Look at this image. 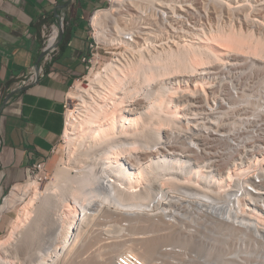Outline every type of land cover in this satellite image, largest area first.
Returning a JSON list of instances; mask_svg holds the SVG:
<instances>
[{
  "label": "bare ground",
  "instance_id": "6f19581e",
  "mask_svg": "<svg viewBox=\"0 0 264 264\" xmlns=\"http://www.w3.org/2000/svg\"><path fill=\"white\" fill-rule=\"evenodd\" d=\"M124 1L113 0L111 9H97L91 21L98 29L99 42H107L104 25L113 23L120 34L108 38L110 42L125 43L137 55L124 56L125 52L106 63L102 70L92 68L91 84L77 88L83 104L79 113L70 111L66 138L72 144L77 136L87 138L86 143L82 141L88 145V152L83 154L87 157L81 155L83 159L79 160L76 156L79 161L76 158L75 163L59 164L55 181L44 191L39 182L32 184V189L28 186L32 191L30 200L23 205L10 234L0 237V264H76L73 253L66 251L70 245L76 251L93 245L92 236L97 233L92 235L95 219L119 222L133 215L136 219L162 218L167 223H156V227L161 225L151 231L145 227L149 224L143 223L144 230L153 232L145 231L147 236L135 231L128 236L113 235L97 247L100 250L96 256L104 258V262L87 264H115L116 256L123 251L136 253L147 264H161V244L165 241L194 251L201 261L198 264H264V214L252 208V218H240L237 206L230 211L218 203L203 201L204 210L200 212V200L189 195L196 194L194 187L203 185L211 195L225 198L209 187L213 182L209 174L194 165L195 160L171 157L162 150L150 151L165 137V129L177 127L181 100L189 101L191 93L204 87L207 77L199 76L198 69H207L235 52L249 56L250 69L264 66V36L253 30L237 29L232 23L224 24L230 27L225 26L229 31H223L219 29L224 27L220 23L215 25L217 31L207 32L213 27L204 26L202 32L186 37L176 47L146 50L132 46L124 38L123 32H129L122 28L124 25L120 27V4ZM211 1L216 12L224 6L234 8L227 0ZM249 2L242 3L249 26L257 22L264 26L263 20L253 17L254 6ZM176 76H182L184 81L168 80ZM75 94L70 92V96ZM140 98L144 99L141 103L137 102ZM177 172H181L180 178L174 176ZM162 174L173 176L163 179L160 191L152 190L155 179L159 180ZM22 186L18 185L4 198L1 212L10 209ZM159 193L161 199L157 198ZM246 201V197L241 198V205ZM188 223L193 227L188 228ZM171 224H180V238L174 239ZM184 229L201 232L202 238L187 236ZM168 254V259L175 257L181 263V254Z\"/></svg>",
  "mask_w": 264,
  "mask_h": 264
},
{
  "label": "built area",
  "instance_id": "2783aa9c",
  "mask_svg": "<svg viewBox=\"0 0 264 264\" xmlns=\"http://www.w3.org/2000/svg\"><path fill=\"white\" fill-rule=\"evenodd\" d=\"M159 1L162 2L157 5L150 3L143 14L140 11L144 16L139 24L123 26L124 29H129V32H122L125 40L132 43V46H140L146 50L176 47L183 44L186 37L191 38L202 32L204 26L214 27L220 24H215L210 17L213 13V8H209L211 0ZM227 1H230L235 9H245L242 3L246 0ZM112 2L113 0H109L108 4L111 6ZM224 7L235 11L229 6ZM59 9L60 14L56 21L43 25L41 62L32 66L21 80V85L32 84L45 77L47 63L53 61L57 55L61 34L67 25L66 7L60 6ZM94 38L91 52L84 58L88 72L101 56L95 34ZM249 60L248 55L233 53L207 69L199 68V76L207 77L204 87L191 93L189 101L181 100L177 127L173 130L165 129V137L156 148L150 150L151 153L162 150L171 157L195 160L194 165H199L209 174L213 180L209 187L218 190L223 194L219 196L225 198L211 195L212 192L203 185L194 187L196 194L189 195H194L192 198L200 200V212L204 210L201 203L203 201L218 203L230 211L237 206L240 218H252V208L264 214V66L250 69ZM173 80L184 81L182 76L173 77ZM185 94L186 92L183 93ZM67 105L68 101L65 104V116ZM30 176L39 177V180L43 181L48 179L49 171L43 164L34 165L30 169L29 178ZM215 183L216 187L213 186ZM161 197L162 193H159L157 198ZM243 197H246L247 201L241 205ZM189 225L192 226L191 223L186 224L191 228ZM183 231L187 236L202 238L201 232L185 229ZM162 252V264H178L175 257L167 258L168 253L181 254L180 264L201 262L197 260L194 251L185 247L169 244L163 246ZM115 264L147 262L134 252L123 251L116 256Z\"/></svg>",
  "mask_w": 264,
  "mask_h": 264
},
{
  "label": "crops",
  "instance_id": "0c3cea01",
  "mask_svg": "<svg viewBox=\"0 0 264 264\" xmlns=\"http://www.w3.org/2000/svg\"><path fill=\"white\" fill-rule=\"evenodd\" d=\"M109 0H0V200L29 178L34 165L54 170L57 146L66 126L70 89L85 76L84 58L95 41L91 18ZM66 7L67 25L45 77L21 80L41 62L43 25ZM54 149H56L54 151ZM2 215L0 232L6 225Z\"/></svg>",
  "mask_w": 264,
  "mask_h": 264
},
{
  "label": "rangeland",
  "instance_id": "374dc122",
  "mask_svg": "<svg viewBox=\"0 0 264 264\" xmlns=\"http://www.w3.org/2000/svg\"><path fill=\"white\" fill-rule=\"evenodd\" d=\"M130 1L131 0H125L124 2H122L120 4V6H121V8H120L121 17L123 16V18H121V20H120V22H121L120 23V27H122L123 25L124 26H131V25H134V24H139L141 22L142 17L144 16L142 14L147 10V7H148V5L150 3L157 5L160 2H162V1H159V0H155V1L154 0H135L134 2H132V1L130 2ZM241 1H243V0H241ZM249 1L252 2V5L254 6L253 7V11H252L253 12L252 13L253 17L258 18L259 20H263L264 21V0H249ZM250 2H249V4H251ZM236 4H238V3H235V5ZM111 6L108 4L104 8L111 9V8H109ZM213 7L215 8L216 6H214L213 2H211L209 8H213ZM254 8H255V11H254ZM140 11H141L142 14L140 13ZM212 11H213V13H211V16L210 17L213 19V21H214L215 24L216 23H221V27H222V25L224 26V27H222L223 29L219 27V29H221L223 31L224 30L227 31L228 28H226V27H230L228 25L232 23V24L235 25V28H237V29H243V31L253 30V32L256 35L259 34L258 36H261V35L264 36V26L261 23H258V22L257 23H252V26H249L250 25V22L249 21L247 22V20L245 18L246 10L243 9V8H238V9H235V11H234V10L229 9L227 7H223L221 9V11L219 13H217V14H216V8L214 10H212ZM142 22H143V20H142ZM129 23H131V24H129ZM111 24H113V23L108 22V24H107V22H106L105 25H104V29L106 28L105 29L106 36L108 38H111L113 36H117L118 34H120L119 29L116 28V26H114V24L113 25H111ZM224 24H228V25H224ZM92 26H93V28H92L93 33L95 34V36L97 38V41L99 43V52H100V55H101L100 56V59L96 62L95 66L92 67V68H94L96 70H102L103 67H104V65L106 63L112 61V59L113 58H116L117 56H119V54H122L123 55L125 52L126 53H125L124 56H132V55L136 54L135 52L128 50V48L126 47V44L125 43H121V44H124V45H121L120 43H117V42H112V41L110 42V39H108V38H107V42H103V41H100L99 42L98 37L96 35L98 29L93 24H92ZM140 26H142V25H140ZM122 28L124 29V27H122ZM216 28L217 27L214 26L213 27V30L207 31V32H210L211 33L213 31H217L218 28L217 29ZM117 31H118V33H117ZM228 31H229V29H228ZM215 43L219 44V42H215ZM235 53L236 54H240L239 52L238 53L235 52ZM92 68L90 69L89 72L88 71L86 72V74H85L84 77H81L80 79H78L77 82H75V84L70 89V92H73V93H76V94L74 96H70L69 95L68 105H67V112H66V126H67V118L70 115V113H72L70 111H73L76 114L79 113V111H81L82 104H83V103H80V102H82L81 101L82 100V97H81L82 95L80 96V93L81 92H78L77 91L78 90L77 88L78 87H82L84 85L91 84L92 81H91V74L90 73H91ZM194 77L195 76H193L192 78H194ZM168 80L174 81L173 78H171V77ZM143 101H144V99L143 98H140L137 102H140L141 103ZM79 107H81V108H79ZM66 126H65V130L63 132V135H62V137H61V139H60V141L58 143V146H57V154H56V156H57V159H58V163H57L56 167L59 164L64 165V164H67V163H75L76 162L75 159L77 158L76 156H78V158L80 160L88 152L87 151L88 145H86L85 144L86 142L84 141V139L87 140V138H85L83 136H77V138L80 139V140H78L76 138L77 141H76V139L73 140L72 142L75 141V143H73V144L70 143V142L68 143L67 138H66ZM78 134H80V132ZM80 137H83V138H80ZM79 141H81V142H79ZM82 141H84L85 143H82ZM84 152H86V153H84ZM83 154H85V155H83ZM81 155H83V156L81 157ZM86 157L87 156H85L83 158H86ZM78 158H77V160H78ZM62 162H65V163H62ZM56 167L54 168V170H48L49 171V177H48V179H44L43 181H41V180H39V177L30 176V179L29 178H26L25 181H23L21 184H18L19 186H22V185L24 186V187L23 186L21 187V190H18V194L19 195L17 194V196H19V197L16 196V198L14 199V202H13L12 206L10 207V209L5 210L3 212L0 211V221L2 219L1 218L2 215H4V214H6L5 216H8L9 217V218H5L6 222H8V223L3 226V229L0 232V237L4 238V237H6V236H8L10 234L11 229H12V227H13L15 221H16L17 216L20 215V212L22 211V208L24 207L23 205H25L30 200V198L32 196V194H31L32 193V191H31L32 184L34 185L37 182H39V185L42 188V190L43 191L46 190V187L49 185V183L55 181L54 173H55ZM180 173L181 172H177V173L174 174V176L178 175V177L180 178V175H181ZM169 176L170 175H166L165 174V176H164V174H162L161 175V178L159 180L158 179H155L157 181L152 185V190L153 189L154 190H157L160 186H163V179L164 178H167ZM171 176H173V175H171ZM18 185L14 186L13 188H10L5 193V199L10 196L11 192ZM164 187H168L167 184H164ZM4 202H5V200H3V199L0 200V207H1L2 204H4ZM130 217L129 218H121L119 220V222L118 221L117 222H114V220H108V221H106V220L105 221L104 220H100V221H98V220L95 219L93 221L94 223L92 222L93 227L91 226L92 228H95V230L92 231L93 232L92 235L94 234V232H97L96 233L97 236H95L96 234H94L92 236V240L94 239V241H95L93 243V245L91 246L89 244L90 245V248H89V246H85L86 247L85 250L83 249V250H80V251H76V249H73V245H70L69 248H68V250L66 251V254L73 253L74 256L73 255L72 256H73V258L75 257L74 260L77 262L76 264H87V262L88 263H90V262H92V263H94V262L95 263H102V262H104L105 259L102 258V257H100V256H96L98 250H100V249H97V247H99V245L101 243H103V242L108 241L109 239H111L113 235H124V236H128L130 233H134V231H135V233L137 232V234H139V235H142V236L145 235V236H147L148 234L153 233V232H150V231H151V229H155L156 223H159L160 222V223H162V225H165L163 223H167V222H164V220L162 218H152V217L149 218L148 217V218H137L136 219V218H134V215L133 216H130ZM88 219L89 218H86V220H88ZM133 219H135V220H133ZM139 220H142V221H139ZM97 221H98V223H97ZM137 223L140 224V225L138 226ZM143 223L145 225L146 224H149V225H146L145 226ZM151 223L152 224L155 223V225L153 226V228H152V224ZM132 225H135V227H133ZM150 225H151V227H150ZM157 225L159 227L161 224H157ZM171 225H172V228L174 230V235H175L174 236L175 237L174 239H176V236L178 238H180V236H181V233H180V230H181L180 224H178V225L177 224H171ZM142 226L143 227L145 226L146 228H149L148 230H150V231H146L147 229L144 230V228H142ZM158 227H156V228H158ZM92 228H90V230H93ZM131 228H132V230H131ZM135 228H137L138 230L135 229ZM98 231H99V233H98ZM143 231H144V234H143ZM145 231L148 234H146ZM165 242H166L165 244L163 243L164 245L161 244V249L163 248V246L167 245V243L168 244L177 243V242H170V241H165ZM112 261L113 260H111V263H112ZM159 261L162 262L161 259H159Z\"/></svg>",
  "mask_w": 264,
  "mask_h": 264
}]
</instances>
